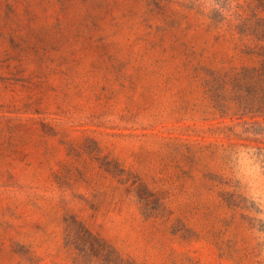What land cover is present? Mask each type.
<instances>
[{"label": "rangeland", "instance_id": "rangeland-1", "mask_svg": "<svg viewBox=\"0 0 264 264\" xmlns=\"http://www.w3.org/2000/svg\"><path fill=\"white\" fill-rule=\"evenodd\" d=\"M0 264H264V0H0Z\"/></svg>", "mask_w": 264, "mask_h": 264}]
</instances>
